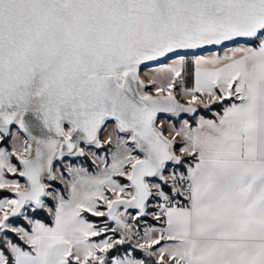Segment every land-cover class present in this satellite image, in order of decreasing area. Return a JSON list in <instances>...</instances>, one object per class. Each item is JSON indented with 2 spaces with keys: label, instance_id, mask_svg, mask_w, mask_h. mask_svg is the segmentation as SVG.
I'll return each instance as SVG.
<instances>
[{
  "label": "snow or ice",
  "instance_id": "snow-or-ice-1",
  "mask_svg": "<svg viewBox=\"0 0 264 264\" xmlns=\"http://www.w3.org/2000/svg\"><path fill=\"white\" fill-rule=\"evenodd\" d=\"M0 264H264V0H0Z\"/></svg>",
  "mask_w": 264,
  "mask_h": 264
},
{
  "label": "rangeland",
  "instance_id": "rangeland-1",
  "mask_svg": "<svg viewBox=\"0 0 264 264\" xmlns=\"http://www.w3.org/2000/svg\"><path fill=\"white\" fill-rule=\"evenodd\" d=\"M145 71H147V69H145ZM198 117V116H197ZM188 117L187 116H184V117H182V119H187ZM161 119V121H163L164 122V124H165V128L167 129V124L170 122V123H173V124H175L177 127H179L180 126V123L182 122V120H178V119H172L171 121H169L168 119H167V117H163V118H160ZM190 123V122H189ZM191 124V123H190ZM107 133H105L104 135H106ZM181 143L182 142H178L177 144H176V149H177V151L179 150V148H180V146H181ZM9 147V150H10V145L8 146ZM104 151H106V150H101L98 154H104ZM67 162V161H66ZM13 163H16L18 166H19V162L18 161H16L15 160V158H13ZM74 163H81V164H83V166L84 167H86L87 169H88V171L89 172H91L90 170H89V166H91V169H92V172H94V171H96V168H95V166L91 163V160L89 159V158H81L79 161H74ZM58 166H60V165H58ZM62 167V166H61ZM65 175L67 176V173H65ZM10 178H12V177H10ZM18 179H20V181H21V183H24L25 181L24 180H22L21 178H19V177H17ZM46 183L48 182V181H45ZM122 182H124L123 180H122ZM54 186L55 187H57V188H59L61 191H62V193L63 194H65V190H64V186L62 185V184H60L59 182H54Z\"/></svg>",
  "mask_w": 264,
  "mask_h": 264
},
{
  "label": "trees",
  "instance_id": "trees-1",
  "mask_svg": "<svg viewBox=\"0 0 264 264\" xmlns=\"http://www.w3.org/2000/svg\"><path fill=\"white\" fill-rule=\"evenodd\" d=\"M200 115H203L206 118H210L211 117V113L210 112H206L203 109L199 110V112L196 114V117L200 116ZM189 122L193 125L194 122H195V119H190ZM88 168L92 172L91 166H89ZM87 216H88V219L93 220V221H99V219H101V218L92 217L90 214H87ZM38 218H40L42 220V222L47 223L49 225L52 223V217L49 216L47 213H42Z\"/></svg>",
  "mask_w": 264,
  "mask_h": 264
},
{
  "label": "crops",
  "instance_id": "crops-1",
  "mask_svg": "<svg viewBox=\"0 0 264 264\" xmlns=\"http://www.w3.org/2000/svg\"><path fill=\"white\" fill-rule=\"evenodd\" d=\"M203 54H207V53H203ZM199 117V116H198ZM198 117H196V118H198ZM193 127H195V122H194V124L192 125ZM92 173H95V171L94 172H92ZM65 196L67 197V192L65 191ZM51 225V224H50Z\"/></svg>",
  "mask_w": 264,
  "mask_h": 264
},
{
  "label": "water",
  "instance_id": "water-1",
  "mask_svg": "<svg viewBox=\"0 0 264 264\" xmlns=\"http://www.w3.org/2000/svg\"><path fill=\"white\" fill-rule=\"evenodd\" d=\"M186 116V115H183V117ZM163 117H167L166 114H161L160 118H163ZM22 180H24V178H21Z\"/></svg>",
  "mask_w": 264,
  "mask_h": 264
},
{
  "label": "bare ground",
  "instance_id": "bare-ground-1",
  "mask_svg": "<svg viewBox=\"0 0 264 264\" xmlns=\"http://www.w3.org/2000/svg\"><path fill=\"white\" fill-rule=\"evenodd\" d=\"M184 115H186V116H187V114H184Z\"/></svg>",
  "mask_w": 264,
  "mask_h": 264
}]
</instances>
